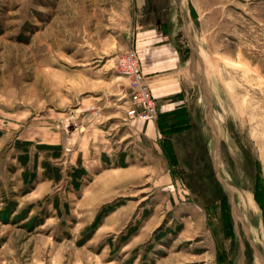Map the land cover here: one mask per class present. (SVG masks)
Returning <instances> with one entry per match:
<instances>
[{
    "label": "rangeland",
    "instance_id": "obj_1",
    "mask_svg": "<svg viewBox=\"0 0 264 264\" xmlns=\"http://www.w3.org/2000/svg\"><path fill=\"white\" fill-rule=\"evenodd\" d=\"M156 29L190 79L165 156L68 163L129 126ZM0 264H264V0H0Z\"/></svg>",
    "mask_w": 264,
    "mask_h": 264
},
{
    "label": "crops",
    "instance_id": "obj_2",
    "mask_svg": "<svg viewBox=\"0 0 264 264\" xmlns=\"http://www.w3.org/2000/svg\"><path fill=\"white\" fill-rule=\"evenodd\" d=\"M141 35L140 45L137 46L140 63L143 72L150 77V87L158 101L157 119L151 121L132 119L129 126L122 128L118 139L113 142L109 138H101V140L89 138L85 142L78 141L74 150L72 149V156L68 163L86 165V161L87 163L117 161L125 164V166L109 168L104 171H118V175L126 178L128 170L138 167L136 163L148 158H159L161 153L165 156V145L162 137L168 130L172 129L168 122L174 121L176 116L182 114L183 106H178V104L183 102L184 91H186L190 79L189 75L187 76L185 73L186 67L180 51L173 41L167 40L163 31L160 29L145 30L141 31ZM66 161L64 160L62 163H66ZM127 168L128 170H125ZM117 174L113 173V175ZM98 176L93 178V182L98 179ZM91 184L84 185L83 190L86 189L87 192ZM102 186L107 191L111 184L104 182ZM94 193L97 191H93V195H96Z\"/></svg>",
    "mask_w": 264,
    "mask_h": 264
},
{
    "label": "built area",
    "instance_id": "obj_3",
    "mask_svg": "<svg viewBox=\"0 0 264 264\" xmlns=\"http://www.w3.org/2000/svg\"><path fill=\"white\" fill-rule=\"evenodd\" d=\"M117 69L128 78L131 105L127 109L125 119L156 120L158 117V101L150 87L147 76L140 63V56L135 48H130L118 56Z\"/></svg>",
    "mask_w": 264,
    "mask_h": 264
},
{
    "label": "water",
    "instance_id": "obj_4",
    "mask_svg": "<svg viewBox=\"0 0 264 264\" xmlns=\"http://www.w3.org/2000/svg\"><path fill=\"white\" fill-rule=\"evenodd\" d=\"M196 52H197V54L199 55V51L196 50ZM203 70H204V69H203ZM204 72H205V70H204ZM203 86H204L205 91L207 92V94H209V93H210V90H209V88L207 87V83H206V75H205V77H204V79H203ZM209 101H210V100H209ZM215 137H216V148H217V150H219V144H220V142H219V139H218V137H217L216 134H215ZM214 166H215V172H216V175H217V177H219V167H220V154H219V151H218V154H217V156H216V158H215V164H214Z\"/></svg>",
    "mask_w": 264,
    "mask_h": 264
},
{
    "label": "bare ground",
    "instance_id": "obj_5",
    "mask_svg": "<svg viewBox=\"0 0 264 264\" xmlns=\"http://www.w3.org/2000/svg\"><path fill=\"white\" fill-rule=\"evenodd\" d=\"M240 64V63H239ZM205 72H206V70H205ZM205 75H206V73H205ZM206 79H207V76H206Z\"/></svg>",
    "mask_w": 264,
    "mask_h": 264
}]
</instances>
